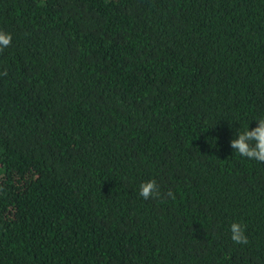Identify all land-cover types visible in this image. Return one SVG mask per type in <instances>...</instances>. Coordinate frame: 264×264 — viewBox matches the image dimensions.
I'll return each instance as SVG.
<instances>
[{"label": "trees", "instance_id": "trees-1", "mask_svg": "<svg viewBox=\"0 0 264 264\" xmlns=\"http://www.w3.org/2000/svg\"><path fill=\"white\" fill-rule=\"evenodd\" d=\"M0 31V264H264V162L231 147L264 0H0Z\"/></svg>", "mask_w": 264, "mask_h": 264}, {"label": "clouds", "instance_id": "clouds-1", "mask_svg": "<svg viewBox=\"0 0 264 264\" xmlns=\"http://www.w3.org/2000/svg\"><path fill=\"white\" fill-rule=\"evenodd\" d=\"M12 36L9 33L0 31V51L11 45ZM7 70L3 75L7 76ZM259 126L254 129H245L237 134V138L231 141V147L241 156L264 162V118L259 119ZM159 195V190L155 180L140 185V195L145 199ZM175 199L173 193H168ZM231 239L238 244H247L248 239L244 234L242 226L238 223L231 225Z\"/></svg>", "mask_w": 264, "mask_h": 264}]
</instances>
